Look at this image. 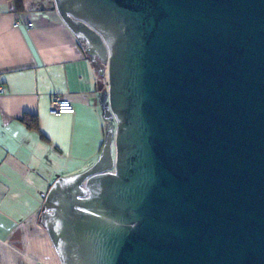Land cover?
<instances>
[{
    "label": "water",
    "instance_id": "1",
    "mask_svg": "<svg viewBox=\"0 0 264 264\" xmlns=\"http://www.w3.org/2000/svg\"><path fill=\"white\" fill-rule=\"evenodd\" d=\"M55 4L116 121L47 195L62 264H264V0Z\"/></svg>",
    "mask_w": 264,
    "mask_h": 264
},
{
    "label": "crops",
    "instance_id": "2",
    "mask_svg": "<svg viewBox=\"0 0 264 264\" xmlns=\"http://www.w3.org/2000/svg\"><path fill=\"white\" fill-rule=\"evenodd\" d=\"M86 49L55 0H0V264H62L41 221L47 195L98 161L109 131L103 62ZM54 95L75 113L52 114Z\"/></svg>",
    "mask_w": 264,
    "mask_h": 264
},
{
    "label": "built area",
    "instance_id": "3",
    "mask_svg": "<svg viewBox=\"0 0 264 264\" xmlns=\"http://www.w3.org/2000/svg\"><path fill=\"white\" fill-rule=\"evenodd\" d=\"M19 23H16V26H18ZM31 27L32 25L29 24ZM4 92L3 88L0 87V94ZM50 111L52 114L56 116L65 115V114H74L75 109L70 101L67 99L59 96L54 95L51 99V105H50Z\"/></svg>",
    "mask_w": 264,
    "mask_h": 264
},
{
    "label": "rangeland",
    "instance_id": "4",
    "mask_svg": "<svg viewBox=\"0 0 264 264\" xmlns=\"http://www.w3.org/2000/svg\"><path fill=\"white\" fill-rule=\"evenodd\" d=\"M99 69H102V71H105L103 74V90L108 89V78H107V70H108V64L107 63H102L101 67ZM110 122L108 123L109 125V130L111 128H116V121L115 120H109Z\"/></svg>",
    "mask_w": 264,
    "mask_h": 264
},
{
    "label": "trees",
    "instance_id": "5",
    "mask_svg": "<svg viewBox=\"0 0 264 264\" xmlns=\"http://www.w3.org/2000/svg\"><path fill=\"white\" fill-rule=\"evenodd\" d=\"M14 2L16 3V5H17V7H18V10L19 9H21V7H22V5H23V2H24V0H14ZM82 43H83V45L85 44L83 41H82ZM86 46V45H85ZM104 109H106V107L104 106ZM108 123L110 122L109 120H106ZM31 122L32 121H29V123H30V127H32V128H37V125H36V123L34 122V123H32L31 124Z\"/></svg>",
    "mask_w": 264,
    "mask_h": 264
},
{
    "label": "flooded vegetation",
    "instance_id": "6",
    "mask_svg": "<svg viewBox=\"0 0 264 264\" xmlns=\"http://www.w3.org/2000/svg\"><path fill=\"white\" fill-rule=\"evenodd\" d=\"M95 61H101L98 57L94 58ZM102 62V61H101Z\"/></svg>",
    "mask_w": 264,
    "mask_h": 264
}]
</instances>
